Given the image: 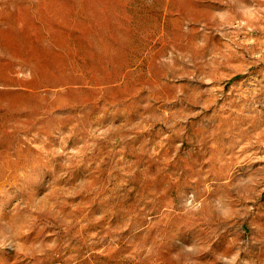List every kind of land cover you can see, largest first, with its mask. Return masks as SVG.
I'll use <instances>...</instances> for the list:
<instances>
[{
	"label": "rangeland",
	"instance_id": "1",
	"mask_svg": "<svg viewBox=\"0 0 264 264\" xmlns=\"http://www.w3.org/2000/svg\"><path fill=\"white\" fill-rule=\"evenodd\" d=\"M0 264H264V0H0Z\"/></svg>",
	"mask_w": 264,
	"mask_h": 264
}]
</instances>
